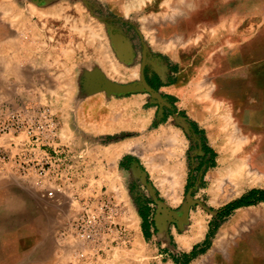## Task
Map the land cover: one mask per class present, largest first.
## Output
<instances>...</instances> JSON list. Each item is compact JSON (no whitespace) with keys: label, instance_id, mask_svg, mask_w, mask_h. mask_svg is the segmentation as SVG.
I'll return each instance as SVG.
<instances>
[{"label":"rangeland","instance_id":"rangeland-1","mask_svg":"<svg viewBox=\"0 0 264 264\" xmlns=\"http://www.w3.org/2000/svg\"><path fill=\"white\" fill-rule=\"evenodd\" d=\"M38 1L39 4L49 2L51 7L48 9H111L110 4L102 0ZM160 1L155 0V9L141 5L134 13V17L139 19V32L148 39L155 34L161 38L164 33L161 29H144L149 11L158 19L164 14L161 9H170L161 7ZM185 2L179 8L184 9L188 18L185 44L171 49L176 50L174 55L178 64L191 82L183 89L178 101L188 122L197 128L203 146L214 152L210 161L212 164L196 159L194 143L181 132H166V128H159L145 135L140 134L136 140L135 159L148 170L156 189H132L134 204H126L128 200L122 190H61L56 188L54 173L48 172L53 159H42L33 152L25 151L26 148H35L32 142L22 133H8L5 129L11 115L23 110L2 108L0 256L1 252L9 251V264H50V257L55 254L51 249L48 252L45 250L54 243L56 236L77 248L79 242L73 237L76 221L88 212L98 213V203L106 204V209L100 213V225L108 236L105 239L108 241L115 236L116 241L112 240L110 248L86 253L81 259L73 252L65 253L64 259L68 264H156L161 259L157 256L163 250L164 239L168 240L172 220L183 230H195L193 242L203 241L201 239L210 222L217 225L212 233L209 226L206 251L192 264H264V203L240 207L223 219H216L213 213L250 190H264V182L254 184L249 180L250 176L240 181L226 173L229 161L242 160L251 168V173L254 171L264 176V157H260L264 155V104L261 109H251L259 105L258 95L252 91L258 81L253 77L258 69L250 65L247 56L250 47L245 42L249 35L244 30V24L264 20V13L247 20L243 14L248 5L251 9H264V0H250V4H246V0H238L239 8H236L233 18L226 14V9H220L219 21L215 25L197 23L200 14L204 17L211 15L214 20L210 11L209 14L206 10L200 13L199 9H211V4L206 5V0ZM11 4H15V0H11ZM32 4L30 0H20L18 3L27 9H33ZM113 5L122 9L125 2L117 0ZM8 16L14 21L18 15ZM163 24L156 21L151 26ZM259 33L254 34L257 38L263 37ZM198 73L205 76L207 85L203 89L197 87L200 78L196 80L195 75ZM109 138L102 142L108 144ZM204 164V177L199 180L197 189L191 181L187 183V191H190V198L195 203L182 200V209L176 212L181 207L176 204L181 196V171L185 168L195 171L196 167H203ZM41 166L47 170L44 176L38 174ZM172 177L178 180L174 184L176 187L172 185ZM48 191L53 192L52 197L46 196ZM61 201L65 204H61ZM145 207L149 210V231L154 235L147 239L140 217V210ZM188 222L190 225H187ZM202 228L201 239L195 240ZM42 257L43 262L40 261Z\"/></svg>","mask_w":264,"mask_h":264},{"label":"crops","instance_id":"crops-1","mask_svg":"<svg viewBox=\"0 0 264 264\" xmlns=\"http://www.w3.org/2000/svg\"><path fill=\"white\" fill-rule=\"evenodd\" d=\"M19 1L11 4V0H0V109L18 108L26 116L31 110L49 109L56 124L54 136L44 144L32 142L35 148L25 151L42 159H53L48 172L54 173L56 188L122 190L128 200L126 204H134L132 189H156L148 170L135 159L136 140L140 134L159 128L181 132L194 143L196 159L210 162L209 155L202 150L197 128L188 122L178 101L191 82L178 64L176 50L171 49L185 44L188 18L184 9H179L186 4L185 0H161V7L170 8L161 9L162 18H155L149 11L144 29L164 31L161 38L155 34L150 39L139 32V19L134 13L141 5L155 9V0H123L122 9L113 5L117 0H102L110 4L111 9H48L49 2L39 4L38 0H30L33 9H27L19 6ZM206 1L211 9H199L200 13L210 11L214 20L211 15L200 14L198 24L215 25L220 9H226V14L233 18L239 8L238 0ZM246 4H250V0H246ZM243 12L247 20L253 15H262L264 9H251L248 5ZM13 14L18 16L11 21L8 15ZM156 21L164 24L151 26ZM244 30L249 35L245 42L250 47L247 55L250 65L258 69L253 76L258 81L252 91L258 95L260 107L251 109H261L264 104V20L248 22ZM257 31L263 37L257 38L254 34ZM195 77L200 78L198 88L206 87L203 74ZM106 137L116 139L106 144L102 142ZM205 166L201 170L196 167L195 171L187 168L181 171V196L176 203L181 207L176 212L181 211L182 200L190 194L188 181L197 189ZM208 228L209 225L204 235L202 228L195 238L200 240L203 235V241L193 242L195 230H183L172 220L168 240L164 239L163 250L157 256L161 259L156 264H182L184 255L188 258L187 264H192L206 251L202 250V243ZM151 233L149 231L150 237H154ZM107 237V234L102 237L100 249L110 248L112 240L116 241L115 236L106 241ZM47 248L43 249L46 252L51 249L55 254L50 257V264H68L64 254L74 249L59 236ZM193 248L196 252L192 256ZM40 261L43 262V257ZM9 262V251L1 252L0 264Z\"/></svg>","mask_w":264,"mask_h":264},{"label":"built area","instance_id":"built-area-1","mask_svg":"<svg viewBox=\"0 0 264 264\" xmlns=\"http://www.w3.org/2000/svg\"><path fill=\"white\" fill-rule=\"evenodd\" d=\"M55 128L56 124L51 117L50 111L45 107L34 111L31 110L30 113H27V116L24 111L18 114L13 113L5 126L8 133L19 132L29 141L43 144L49 142L54 136ZM46 173L47 170L42 166L38 168L39 176H44ZM46 196L52 197L53 192L48 191ZM98 204V213H86L76 221L74 226L73 237L76 238L79 244L77 248L73 249V253L78 255L80 259L84 258L86 253H97L102 250L99 248V244L102 237L107 234V231L100 225V213L106 209V204Z\"/></svg>","mask_w":264,"mask_h":264},{"label":"trees","instance_id":"trees-1","mask_svg":"<svg viewBox=\"0 0 264 264\" xmlns=\"http://www.w3.org/2000/svg\"><path fill=\"white\" fill-rule=\"evenodd\" d=\"M194 127V125H192ZM110 140L116 139V137H110ZM204 152L210 157V161H212L214 157V152L210 148L203 147ZM209 164H212V162H209ZM258 203H264V190L259 189H253L250 190L247 194L243 195L241 198H239L236 201H233L231 203H228L224 205L221 209L218 210L215 214L216 219H223L227 217L229 214L232 213L233 210L243 207V206H251ZM149 210L147 207L140 210V217L142 219V230L144 237L147 239L150 237L149 234V225H148V215ZM209 226H211V233L214 232L217 229V225H213V223H209ZM209 236V232L206 235V238L204 242L202 243L203 251L206 249L207 246V237ZM195 248L192 250V256L195 254ZM188 258L184 255L182 264H187Z\"/></svg>","mask_w":264,"mask_h":264},{"label":"bare ground","instance_id":"bare-ground-1","mask_svg":"<svg viewBox=\"0 0 264 264\" xmlns=\"http://www.w3.org/2000/svg\"><path fill=\"white\" fill-rule=\"evenodd\" d=\"M9 1V0H8ZM25 1V0H24ZM3 6V5H2ZM16 9V8H15ZM11 11V10H10ZM40 11V10H39ZM12 27V26H11ZM90 27V26H89ZM94 28V27H93ZM11 29V28H10ZM92 29V28H91ZM103 37V36H101ZM16 38V37H15ZM1 62V61H0ZM109 67V66H108ZM118 68V67H117ZM116 68V69H117ZM21 69V68H20ZM133 69V67L131 68ZM117 72V71H116ZM108 73H109V68H108ZM118 73V72H117ZM119 74V73H118ZM109 75V74H108ZM134 76V75H133ZM121 80V79H120ZM251 168L248 167V164L245 163V161H237V162H234V161H229L228 162V167H227V170H226V173L230 175V178H235L236 180H240V181H245V179H243L245 176H250V181L252 183H259V182H264V176L263 174L260 175L258 174V172H252L254 173V175H252L251 173ZM173 178V177H172ZM175 178V177H174ZM172 180V185H176V181L178 180ZM177 178V177H176ZM163 185V184H162ZM174 185V186H175ZM173 187V186H172ZM176 187V186H175ZM174 197V196H173ZM188 245V244H187Z\"/></svg>","mask_w":264,"mask_h":264},{"label":"water","instance_id":"water-1","mask_svg":"<svg viewBox=\"0 0 264 264\" xmlns=\"http://www.w3.org/2000/svg\"><path fill=\"white\" fill-rule=\"evenodd\" d=\"M186 200H188V203H195V201H192V200H191V198H190V194L187 195ZM183 210L185 211L184 213H186V210H185V209H183ZM213 213H214V212H213Z\"/></svg>","mask_w":264,"mask_h":264},{"label":"flooded vegetation","instance_id":"flooded-vegetation-1","mask_svg":"<svg viewBox=\"0 0 264 264\" xmlns=\"http://www.w3.org/2000/svg\"><path fill=\"white\" fill-rule=\"evenodd\" d=\"M203 147H204V146H203V144H202V150L204 151ZM204 153H205V152H204ZM205 154H206V153H205ZM201 168H202V167H200L199 169L201 170ZM199 169H198V170H199Z\"/></svg>","mask_w":264,"mask_h":264}]
</instances>
